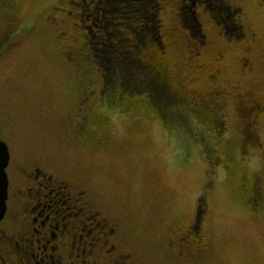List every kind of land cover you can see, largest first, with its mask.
Masks as SVG:
<instances>
[{
    "label": "rangeland",
    "instance_id": "rangeland-1",
    "mask_svg": "<svg viewBox=\"0 0 264 264\" xmlns=\"http://www.w3.org/2000/svg\"><path fill=\"white\" fill-rule=\"evenodd\" d=\"M106 1H97L99 15L92 16L87 23L93 27L94 34L98 33L94 22L101 27L106 23L103 18ZM108 1L111 13L119 15L114 21H120L115 28L120 30L124 26L136 30L127 34L137 38L138 43L132 42L131 49L141 57V52L149 51L142 48L141 43L146 41L147 28L151 30L148 32L154 33V15L140 9L149 22H145L141 31L113 7L114 0ZM193 1L183 0L181 4L179 13L186 23L192 20L189 10ZM234 1L242 7L245 19L247 35L240 37L241 41L222 34L223 28L216 25L210 15L201 17L204 29L221 33L212 37L211 50L226 47L228 52L225 59L217 63L210 56L204 58L206 67L213 71L209 84L228 89L231 86L233 91V94L226 93L216 104L220 109L217 112L219 122H214L216 125L202 122L198 110L187 99L191 102L189 125L203 132L209 141L206 145L198 140V135L193 138L183 127L169 129L161 115L154 112V107L139 98L127 111L108 110L110 122L108 129L103 131L108 132L109 138L98 149L90 146L73 152L64 144L62 146L66 149L58 148L57 141L66 130L63 117L70 96L67 84L70 72L58 66L48 46L41 41L37 43L38 39H31L8 54L6 52L0 60V101L3 104L13 109L16 101L14 83L30 82V90L24 91L30 97V128L24 122V115L17 119L3 113L5 132L11 135L13 148L25 146L30 158L48 156L59 166L61 164L65 171L72 165L86 173L94 182L93 191L107 202L112 213L126 220L138 243L149 241L153 244L152 251L160 248L173 230L183 226L199 204V209L205 211L206 243L210 248V258L205 264H264V104L253 109L254 98L264 102V5L262 0ZM214 16L222 22L224 19L230 21L228 17ZM225 22L220 24L225 25ZM168 24L178 25L173 14ZM201 31L205 32L202 27ZM127 34L121 35L126 37ZM251 34L253 40L248 55L254 63L252 72L246 68L248 65H239V59L247 53L236 56L238 45L251 40ZM200 35L199 32L197 37ZM224 36L229 38L228 43ZM205 40L199 53L209 46V41ZM149 49L153 50L152 47ZM103 50L99 46L97 53L109 55ZM130 52L128 54L135 57ZM171 52L177 63L173 81L185 88L189 98L195 92L204 94L200 93V87L195 92L191 88L202 83L192 79L187 51L176 44ZM245 92L251 94L236 99V94ZM197 119L203 123L204 130H199L202 127ZM59 195L58 199L67 197ZM252 195L254 206L246 203V198ZM53 245V242L47 244L41 240L31 263H50L49 257L55 253Z\"/></svg>",
    "mask_w": 264,
    "mask_h": 264
},
{
    "label": "flooded vegetation",
    "instance_id": "flooded-vegetation-1",
    "mask_svg": "<svg viewBox=\"0 0 264 264\" xmlns=\"http://www.w3.org/2000/svg\"><path fill=\"white\" fill-rule=\"evenodd\" d=\"M97 1L101 0H0V60L16 46L38 39L37 43L48 46L58 66L70 72V96L63 117L66 130L57 143L58 148L66 149L64 144L73 152L101 147L109 138L103 131L110 122L108 110L124 112L132 105L126 81L117 80L110 72L105 75L101 68L99 46L122 44L125 38L114 32L117 23L112 9L103 10L106 23L101 27L94 22L98 33H93L87 23L99 15ZM105 4L110 5L108 0ZM173 13L178 15L179 10ZM250 37L252 40V34ZM210 46L194 58L202 61L210 56L217 63L228 55L226 47L212 51ZM192 53L196 55L195 50ZM239 61L244 66V57ZM205 69L211 77L213 71L209 66ZM29 84L14 83L13 109L0 101V139L7 143L10 153L7 211L0 222V264H32L41 240L54 243L51 264H205L210 248L206 243L205 211L199 204L192 217L152 251L153 244L138 243L126 220L112 213L107 202L93 191L94 182L86 173L72 165L65 171L48 156L30 158L25 146L13 148L10 134L5 132L3 113L17 119L24 115L30 128V97L24 92L30 90ZM220 94L213 89L201 94L203 98L194 96L192 102L204 105L207 111V104L218 105ZM65 190L67 193H63ZM59 194L66 199H58ZM246 202L254 206L253 196Z\"/></svg>",
    "mask_w": 264,
    "mask_h": 264
},
{
    "label": "trees",
    "instance_id": "trees-1",
    "mask_svg": "<svg viewBox=\"0 0 264 264\" xmlns=\"http://www.w3.org/2000/svg\"><path fill=\"white\" fill-rule=\"evenodd\" d=\"M165 1L166 0H114L113 7H115L116 10H119V13L123 18H129L135 23L136 27H140L141 31L144 29L145 22H148L142 11H145L146 13H152L155 17L152 21L153 27L155 29L153 31L154 33H152L148 32L151 30L147 28V34L144 35V39L146 41L145 43H141V47L149 50L150 52H141V57H137V51L131 49L132 42L138 43V41H136L137 38L127 34V32L135 33L136 30H133L134 27H128L130 30L126 29L122 25L120 30L115 28V34L119 33L121 35L126 32L127 36H123L125 39L122 44H117V42H115V44H113V46H109V48L103 47L105 49L103 52L108 51L109 55L100 56L99 54L101 62L104 64L101 65V68L105 75H109L110 72L111 76L118 78L117 80L121 82H124V80L126 81V91L130 95L131 104L136 102L139 98H143L141 101H146L149 105H152L151 107H154V112L161 115V119L169 129L183 127L193 138L198 135V140L206 145V142L209 141H206L207 139L203 132L198 131V128L194 130V128L189 125V122H191L188 113L190 106L189 102L194 101V96L196 97L199 95L195 92V90L199 87L200 93H206L207 91L211 92L213 89L220 90L221 94L219 96L218 102L226 93H232L233 91L231 90V86L230 89H228L224 86L216 87L213 84H209V82H211L213 79V75L210 77L208 73H206V65L203 61L204 59L201 62L199 58H194L199 56L197 52L199 49H202V45L206 41L205 39H207L210 42L209 44L213 46L212 37H218V35L221 34L217 31L210 33L209 30L204 29L201 17L203 14L210 15V18L213 20V22L223 28L222 34L234 38L235 41H241L239 38L247 35V33L244 31L245 19L243 16V10L242 7L234 0H194L193 3H191V10H189L190 16L192 13V20L190 23H186L181 13L178 15L173 13L175 10H181V4L183 3V0H167L168 3H165ZM262 1V4L264 5V0ZM151 3H155L154 6H152ZM107 7L105 9H109V6ZM140 9H142V11ZM172 14L178 23L176 27L175 24L173 26L168 24ZM214 14L228 17L230 21L225 22L224 19L223 22H225V25L220 24L223 23L222 20H219L214 16ZM117 16L119 17V15ZM117 16L115 15V19ZM181 17H183L182 20ZM115 19L114 21L117 20ZM139 20H141L142 24L139 22ZM119 22L120 21L115 23ZM136 23H139L140 26H138L139 24ZM227 23H229V25H226ZM201 27L205 32L201 31ZM199 32L201 35L200 37H197ZM252 40H248L245 43L239 44L237 47L238 54L247 53V55L244 56L243 65H248L246 68L249 69L250 72H252L254 69L252 67L254 64L252 58L250 57V54L248 55ZM242 41H244V39H242ZM176 44L178 48H184V51H187L186 59L187 64L191 67L193 72L192 79H197L202 83L196 87L191 86L195 92V95L193 94L190 98L186 96L185 88L182 85H178L175 80L173 81V74L177 70V63L176 57H173L172 55L171 48ZM125 47H129L130 50L126 49ZM150 47H152L153 50H150ZM194 50L196 55L192 53ZM219 50L214 49L212 51ZM129 51H131L130 53L134 54L135 57L130 56L128 54ZM156 56L157 58L159 57V59H157ZM155 58L157 59L156 62ZM246 94L251 93L245 92L241 95L236 94L235 97L236 99L240 100V96L242 97V95ZM145 97H147L146 100ZM203 97L204 96H202V98ZM257 99L258 98H254L253 102L259 104L256 107L254 106L253 109L264 104V102L257 101ZM255 103L253 104L255 105ZM191 104L193 105L192 107L194 109L198 110V115L201 116L200 120L202 122H219L217 112L220 111V109L214 106V104L213 106H210L211 104H207V111L204 105L197 103L198 106H196L193 102ZM239 104L242 105L240 102ZM249 110L250 109H247V111ZM200 120L197 119L200 127H202V129L199 128V130H204V127L202 126L203 123H201ZM207 145H211V143H208ZM252 196L254 198V195Z\"/></svg>",
    "mask_w": 264,
    "mask_h": 264
},
{
    "label": "water",
    "instance_id": "water-1",
    "mask_svg": "<svg viewBox=\"0 0 264 264\" xmlns=\"http://www.w3.org/2000/svg\"><path fill=\"white\" fill-rule=\"evenodd\" d=\"M9 159L10 153L8 145L5 141L0 139V222L4 218L7 211L9 181L6 168L8 166Z\"/></svg>",
    "mask_w": 264,
    "mask_h": 264
}]
</instances>
